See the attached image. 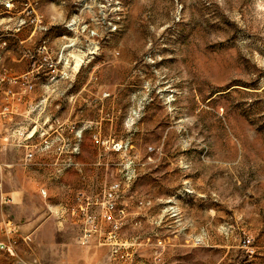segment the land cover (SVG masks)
<instances>
[{
	"label": "rangeland",
	"instance_id": "374dc122",
	"mask_svg": "<svg viewBox=\"0 0 264 264\" xmlns=\"http://www.w3.org/2000/svg\"><path fill=\"white\" fill-rule=\"evenodd\" d=\"M22 56L68 77L37 94L50 148L0 143V264H264V0H0Z\"/></svg>",
	"mask_w": 264,
	"mask_h": 264
},
{
	"label": "crops",
	"instance_id": "0c3cea01",
	"mask_svg": "<svg viewBox=\"0 0 264 264\" xmlns=\"http://www.w3.org/2000/svg\"><path fill=\"white\" fill-rule=\"evenodd\" d=\"M48 32H45L47 35ZM17 39L16 40H38L39 37L44 36V31L34 30L32 26H25L21 28V31L16 32L14 34ZM44 37H42L43 39ZM6 67L9 69L11 76L18 77L22 74L29 72L31 69V63L28 58L22 57H13L8 60H3L0 63V68ZM46 73H42L36 79L35 88L27 93H23V89L19 84H11V87H4L0 94L4 97L3 102L0 105H3L7 100H9L14 107L13 113L6 119L0 122V143L8 146L9 149L23 147V146H15L14 140L16 138L23 139L25 134H30V138L40 136L39 132L45 129V125L47 122H39V119L35 117L36 112H43L47 109L48 106V98L45 97V93L47 92V85H42V87H46L42 92V97L38 98L39 89L41 88V83L43 79L47 77ZM60 81H56L57 83ZM11 90V95L8 94V91ZM63 130L64 124L61 123V126L58 125V129ZM7 135H12L10 139L11 142L5 140ZM32 136V137H31ZM29 148L27 149L28 152ZM26 152V153H27ZM25 153V155H26ZM25 159V156H24ZM5 166L12 167V164H4ZM0 169H2V164H0ZM46 192L47 190L44 189ZM63 203H60L59 206H62ZM55 206V205H53ZM93 244V243H92ZM85 247V246H83ZM92 251L93 255V247L86 248ZM78 264H87L84 260L78 259ZM90 264H93V258H91Z\"/></svg>",
	"mask_w": 264,
	"mask_h": 264
},
{
	"label": "built area",
	"instance_id": "2783aa9c",
	"mask_svg": "<svg viewBox=\"0 0 264 264\" xmlns=\"http://www.w3.org/2000/svg\"><path fill=\"white\" fill-rule=\"evenodd\" d=\"M42 73H46L49 75L51 80L58 79L60 77H68V73L66 71H61L58 66V62L52 60L49 56H44L41 60L37 57H32L31 60V69L29 72H26L18 77L11 76L9 70L7 68L0 69V91L3 90L4 85L7 82H13L19 84L23 93H27L32 91L36 85V79ZM8 94L11 95V90L8 91ZM14 107L13 104L7 100L3 105H0V122L4 119L8 118L13 113ZM46 130L42 129L39 134L43 138L41 143V149L50 148L52 145V141L46 135ZM30 134H25L23 139L16 138L14 140L15 146H23L30 148L25 155V163H28L34 159V151L31 145L26 144V140L30 138ZM32 137V136H31ZM12 135H7L5 140L11 142ZM43 193L46 195V191L43 190ZM82 196L79 195L78 199L82 200ZM91 202H79V208H74V213L81 211V221L79 225V233L77 236V240L81 245H90L93 243V211H90ZM250 242V239H247ZM6 244L4 242H0V249H4Z\"/></svg>",
	"mask_w": 264,
	"mask_h": 264
},
{
	"label": "bare ground",
	"instance_id": "6f19581e",
	"mask_svg": "<svg viewBox=\"0 0 264 264\" xmlns=\"http://www.w3.org/2000/svg\"><path fill=\"white\" fill-rule=\"evenodd\" d=\"M80 62H81V59H80L79 57H77V58H76V63H77V65H79Z\"/></svg>",
	"mask_w": 264,
	"mask_h": 264
}]
</instances>
